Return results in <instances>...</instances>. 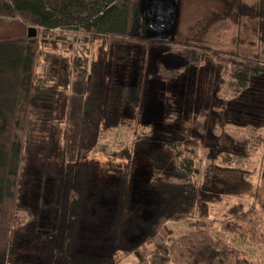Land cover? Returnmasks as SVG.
<instances>
[{"label": "trees", "instance_id": "obj_1", "mask_svg": "<svg viewBox=\"0 0 264 264\" xmlns=\"http://www.w3.org/2000/svg\"><path fill=\"white\" fill-rule=\"evenodd\" d=\"M142 2L0 0V264H12L15 256L23 264L40 257L48 264H252L247 252L237 248L234 237L243 236L252 245L264 247V212L253 205L228 217L231 237L212 233L208 223L205 229L168 240L165 226L193 219L202 206L197 185L202 151L194 141H175L171 135L153 144L152 131L138 123L142 86L137 90L118 88L111 65L116 43L138 46L145 54L163 43L175 48L183 62L179 70L166 69L161 74L163 81L186 66L222 62L227 72L220 78L221 97L239 101L251 80L263 72L239 29L243 18L257 17V39L264 45V0H258L255 8L244 0H179L173 36L165 41L152 38ZM29 27L36 29L35 38H28ZM229 27L236 29L237 36L224 42L222 32ZM55 31L81 35L87 48L77 47L68 62L57 45L43 44L39 38ZM95 42L101 49L108 47L101 50L110 54L103 63L91 53ZM43 47L54 52L44 53ZM66 70L68 89L61 84ZM61 96L64 107L58 113ZM114 96L120 107L128 105L135 116L117 122L128 132L123 142L95 153L108 161L119 159L122 165L105 180L116 197L112 213H105L109 223L102 225L104 220L87 209L91 183L96 180L95 154L74 156L68 149L58 160L52 153L71 123L77 124L78 146L88 125L94 127L98 118L103 120ZM227 133L240 144L241 152L222 150L216 164L239 171L246 183L251 170V180L264 187V127L247 123L227 129ZM141 150L148 162L144 183L148 204L145 217L135 223L134 164L135 154ZM38 160L39 171L27 177ZM49 174L54 177L53 189L44 183ZM32 187L45 189L34 205L27 195ZM98 209L97 205L96 214Z\"/></svg>", "mask_w": 264, "mask_h": 264}, {"label": "rangeland", "instance_id": "obj_2", "mask_svg": "<svg viewBox=\"0 0 264 264\" xmlns=\"http://www.w3.org/2000/svg\"><path fill=\"white\" fill-rule=\"evenodd\" d=\"M149 1L143 0L141 5L144 11L147 9ZM175 3L177 8L179 0H175ZM244 3L255 8L258 0H244ZM172 18V27L161 32L157 39L165 41L172 38L177 11L172 15ZM258 23L257 17L243 18L241 29H239L244 42L255 52L263 66L262 74L251 80L246 93L239 101H229L231 97H226L224 98L226 101H223L224 99L221 97L220 78L227 72L223 68L222 62L203 61L202 65L197 68L186 66L172 79L163 81L161 74L166 69L179 70L182 66L183 62L178 59L175 48L166 47L161 43L162 45L155 46L151 52L145 54L138 46L122 42L113 45L115 49L111 56L113 58V61L111 59L113 81L118 88L128 86L132 90H137L142 86L143 96L140 110L137 113L138 123L146 125L152 131V143L158 145L166 139V135H171L170 139L175 141H194L202 151V162L197 167V185L200 190L202 206L193 219L168 223L165 226L169 241L190 231L205 229L208 223L211 224L210 231L212 233L215 231L221 237L227 235L231 237L232 226L228 223L231 219L228 217L235 215L238 211L245 210L249 205L264 212V187L251 180L253 171H247L250 180L246 183L239 171L226 170L216 164L217 155L222 150H229L237 154L241 152L240 144L227 133V129H237L240 125L247 123L264 127V45L257 39L259 35ZM226 30L222 32V40L232 42L237 36V31L233 27ZM211 33L214 35L216 29L211 30ZM50 34V37L40 35L39 38L44 42L43 44L50 42L57 45L68 62L77 47L81 46L84 50L87 48L81 35L75 36L70 32L58 31ZM75 37L77 41H74ZM152 38L156 37L153 35ZM107 48L103 46L102 49L105 51ZM226 48L229 50L228 47ZM102 49L99 42L90 46L91 53L100 63L105 61L106 56H110L105 52L101 53ZM43 52L49 54L54 51L43 47ZM215 55L217 56L216 53ZM68 73L67 70L63 72L61 79V84L65 86V89L70 88ZM115 97L111 98V105L107 106L103 112V120L98 118L95 122L98 124L94 127L88 125L78 146L77 124H69L66 133L60 136L59 145L53 148L55 153L53 152L52 155L61 160L68 149H71L74 156L82 153L95 154L99 150L112 149L123 142L128 132L119 127L117 122L120 119H131L135 113L128 105L120 107L118 99ZM63 100L64 97L61 96L57 106L58 113L64 107ZM99 114H101L100 111ZM104 126L107 128L101 132ZM64 138L67 141H62ZM91 154L90 156H92ZM145 154L146 152L143 150L135 154L134 166H136L137 175L133 182L135 189L132 193V215L135 223L145 217L146 204H148V196L144 189L148 168ZM261 156L264 165V153ZM92 157L96 158L94 163L97 172L93 176L96 180L91 183L92 190L89 191L87 198V209L90 213H94L98 219L104 220L102 225L103 222L104 225H108L109 217L105 213L108 211L112 213L116 193L115 190L107 188L105 180L112 176V172H119L122 165L119 159L108 161L98 154ZM38 164H40L39 160L35 166L30 167L27 177L31 176L33 172L39 171L37 170ZM51 176L44 178V183H49L47 185L53 189L54 177L51 178ZM102 179L105 181L103 184L102 181L99 182ZM43 192L45 189L38 191L35 187H32L30 192L28 190L27 195L30 196L28 200H32V205ZM97 205L99 206L98 214L95 212ZM131 229L135 230L134 227ZM84 230L85 228H83ZM129 236L128 239L131 240L134 234ZM234 239L237 248L247 252L252 264H264V247L252 245L243 236L234 237ZM82 247L85 248L84 245ZM15 257L12 264H23ZM39 259L32 264H48ZM51 264L54 263L51 262Z\"/></svg>", "mask_w": 264, "mask_h": 264}, {"label": "water", "instance_id": "obj_3", "mask_svg": "<svg viewBox=\"0 0 264 264\" xmlns=\"http://www.w3.org/2000/svg\"><path fill=\"white\" fill-rule=\"evenodd\" d=\"M174 13H176L175 0H150L146 9L147 24L153 32H161L168 23L172 27V22L169 21ZM27 36L28 38H35L36 29L29 27Z\"/></svg>", "mask_w": 264, "mask_h": 264}, {"label": "flooded vegetation", "instance_id": "obj_4", "mask_svg": "<svg viewBox=\"0 0 264 264\" xmlns=\"http://www.w3.org/2000/svg\"><path fill=\"white\" fill-rule=\"evenodd\" d=\"M148 5H149V4H148ZM171 19H172V18H171ZM171 19H170L169 22H171ZM169 28H171V26H169V23H168L167 26H166V28H165L163 31H165V30H167V29H169ZM163 31H161V32H163ZM161 32H152V34H153L154 36L158 37L159 34H161Z\"/></svg>", "mask_w": 264, "mask_h": 264}]
</instances>
